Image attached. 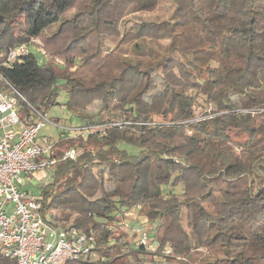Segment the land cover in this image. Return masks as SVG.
<instances>
[{
	"label": "trees",
	"instance_id": "trees-1",
	"mask_svg": "<svg viewBox=\"0 0 264 264\" xmlns=\"http://www.w3.org/2000/svg\"><path fill=\"white\" fill-rule=\"evenodd\" d=\"M168 2V18L156 16ZM56 25L48 59L32 49L3 64ZM1 52V74L31 103L51 109L66 91L62 105L88 130L56 140L41 194L57 188L44 210L59 227L97 236L99 259L75 264H264V0H0ZM157 69L184 75L145 100ZM95 100L109 110L98 123L86 113ZM95 165L107 170L90 199L81 180ZM172 185L182 192L165 195ZM133 207L152 250L108 228Z\"/></svg>",
	"mask_w": 264,
	"mask_h": 264
},
{
	"label": "built area",
	"instance_id": "built-area-1",
	"mask_svg": "<svg viewBox=\"0 0 264 264\" xmlns=\"http://www.w3.org/2000/svg\"><path fill=\"white\" fill-rule=\"evenodd\" d=\"M32 49V41L15 46L6 54L3 64L10 66ZM39 52L44 56L41 49ZM2 57L4 52L0 53ZM51 109L31 103L0 72V256L13 258L17 264H75L99 259L93 230L59 227L44 210L47 200L23 189L34 179L32 173L52 172L56 168V140L73 136L72 130L50 114ZM49 125L57 128L56 137L43 133ZM80 134L87 136L88 130L83 129ZM80 154L79 148H69L63 159H76ZM129 212H119V220L108 228L120 227L135 236L137 245L152 250L154 243L147 230V219L134 211V219H140L133 223L124 219L131 216Z\"/></svg>",
	"mask_w": 264,
	"mask_h": 264
},
{
	"label": "rangeland",
	"instance_id": "rangeland-1",
	"mask_svg": "<svg viewBox=\"0 0 264 264\" xmlns=\"http://www.w3.org/2000/svg\"><path fill=\"white\" fill-rule=\"evenodd\" d=\"M169 3V2H168ZM171 4L169 3L168 7L166 9L162 8V9H158L157 11H155V15L161 18H168L170 11H171ZM58 26H52L50 27L44 34V37H35L33 39H31L32 41V47L34 48L33 50H35L36 54L41 58V59H48L49 58V53H48V49H47V44H46V37L48 35H51L52 32L54 31V29H57ZM164 43H167L168 40H163ZM115 48V44L111 45L109 50H106L103 54H107L111 51V49H113L111 51V53L113 51H116ZM41 49L44 52V56L41 55V53L39 52V50ZM51 60L56 61V63L62 67L65 66V60L62 59V57H57V56H53L51 58ZM81 60L77 59L76 61V65L74 67L71 68L72 71H75L77 69V67L80 65ZM110 67V65H109ZM107 70V69H106ZM174 75H180L183 76L184 73L181 69H174L168 73H162L161 69H157L153 72V76H154V80L155 83L153 86H151L149 88V91L147 92V94L144 95V99L145 100H150L152 95L160 92L164 86L166 85V83L174 76ZM235 101H237V98L234 97L233 98ZM68 100V95L66 93V91H62L58 97V104H56L52 109L50 114L55 117V119H59L61 124L65 127H67V129L72 130V135L73 136H77L80 134L81 131H83L82 127L84 125L81 126L82 121L79 118L73 117L71 115V113H69L68 111H66L65 106H62V104H65L66 101ZM202 111L201 109L198 110V112ZM86 113L88 115H90V121L93 122H102L105 119H107L108 117V113L109 110L108 108L104 105L103 102L99 101V100H95L93 101L88 107H87V111ZM72 116V117H71ZM80 127V128H79ZM43 133L47 134V135H51V136H57L58 135V130L57 128L54 126H47L44 130ZM237 149H239L238 147H236ZM80 151L82 152L84 150V148L79 147ZM87 149V148H85ZM240 150V149H239ZM107 168L105 166H99V165H95V166H89V167H84V177L83 179L80 180L82 181V191L86 194L87 197H89L90 199H96L100 196V190H99V174L102 171L106 172ZM32 176L34 179H32L30 182H27L26 184L23 185V189L27 190L28 193L30 194H34V195H38V194H42L43 190H44V185L50 183V181H52V172L50 170H44V171H36L34 173H32ZM107 186H109L107 184ZM59 187V186H58ZM56 187L50 189L49 191V197L47 198V201H49L51 199V194L54 193L56 191ZM59 189V188H58ZM183 190V186L179 185V186H169V187H163V193L165 195H168L170 193L173 192H177L180 193ZM172 191V192H171ZM136 212V208H131L130 212L131 216L126 217L124 219L129 220L133 223H137L139 222V219H134L133 212ZM58 212L55 210H47V216L49 217V219L52 222H56V219L58 217ZM123 218V217H122ZM148 223V222H147ZM115 230H120L123 231L120 227H116L114 228ZM135 241V240H134ZM171 244L168 243L166 249L169 250L167 251V253L171 252ZM158 259V258H156Z\"/></svg>",
	"mask_w": 264,
	"mask_h": 264
}]
</instances>
